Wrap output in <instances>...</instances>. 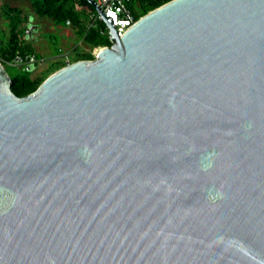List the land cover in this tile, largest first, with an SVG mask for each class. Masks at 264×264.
<instances>
[{"label":"water","instance_id":"water-1","mask_svg":"<svg viewBox=\"0 0 264 264\" xmlns=\"http://www.w3.org/2000/svg\"><path fill=\"white\" fill-rule=\"evenodd\" d=\"M18 98L0 65V264H264V0H171ZM29 69V67H27Z\"/></svg>","mask_w":264,"mask_h":264},{"label":"rangeland","instance_id":"rangeland-1","mask_svg":"<svg viewBox=\"0 0 264 264\" xmlns=\"http://www.w3.org/2000/svg\"><path fill=\"white\" fill-rule=\"evenodd\" d=\"M11 9H16V11ZM94 14L95 10L85 18L87 23L99 30L103 37L108 38V29L104 27L103 23L99 20L93 22L92 15ZM13 26L16 27L19 41L37 57L44 58L45 63L43 66L33 67L31 70H27L26 66L18 67L5 64L4 69L9 74L30 73L33 78L44 76L59 63L67 60L73 62L77 54L86 52L83 50L84 45L79 43V37L76 34H74V38L64 35V29L66 27L74 29L72 26L69 27L62 22L58 23L47 17L38 16L31 7L30 0H0V46H5ZM32 27L34 28L32 29Z\"/></svg>","mask_w":264,"mask_h":264},{"label":"trees","instance_id":"trees-1","mask_svg":"<svg viewBox=\"0 0 264 264\" xmlns=\"http://www.w3.org/2000/svg\"><path fill=\"white\" fill-rule=\"evenodd\" d=\"M171 0H129L127 8L133 14L135 20L145 15L149 11L169 2ZM31 7L34 12L41 17H47L58 23L69 21V25L75 30V34L79 37V41L89 49L99 46H109L108 38L103 37L99 30L94 29L86 21V17L93 11V7L87 0H30ZM16 11V9H11ZM103 23L102 20H99ZM104 27L105 24L103 23ZM32 53V51L24 46L20 41L16 32V27L11 28L8 40L5 46H0V56L7 60L14 52ZM93 55L86 51L82 54H77L74 61L77 60H92ZM65 62L59 63L53 67V70L46 73L44 76L31 77L28 74H9L11 78L10 91L18 98L25 97L33 92L38 85L48 76L49 73L63 67ZM5 66V64H4ZM29 67L31 70L35 65H22ZM18 66V67H22ZM28 70V69H27Z\"/></svg>","mask_w":264,"mask_h":264},{"label":"built area","instance_id":"built-area-1","mask_svg":"<svg viewBox=\"0 0 264 264\" xmlns=\"http://www.w3.org/2000/svg\"><path fill=\"white\" fill-rule=\"evenodd\" d=\"M103 15L115 28L117 37H121L131 25L136 21L133 17L131 11L127 8V2L129 0H93ZM93 22L96 20H102L100 12L95 11V14L92 15ZM66 25H69V21L65 22ZM82 44L81 41H79ZM105 46L94 47L92 49L87 48V51L90 52L93 57ZM45 63V59L42 57H37L34 53H20L14 52L9 56L7 60H4L0 56V65L7 64L10 66H22V65H35L36 67H41ZM69 64L67 60L65 62Z\"/></svg>","mask_w":264,"mask_h":264},{"label":"crops","instance_id":"crops-1","mask_svg":"<svg viewBox=\"0 0 264 264\" xmlns=\"http://www.w3.org/2000/svg\"><path fill=\"white\" fill-rule=\"evenodd\" d=\"M66 25V24H65ZM67 26H69V27H71L70 25H67ZM34 27H32V29H33ZM74 34H75V30L74 29H67V27L64 29V35L66 36V37H73L74 38ZM72 48H74V46L72 45ZM71 48V49H72ZM88 48V47H87ZM87 48L86 47H84L83 46V50H85V51H87ZM29 68H30V66H29Z\"/></svg>","mask_w":264,"mask_h":264},{"label":"clouds","instance_id":"clouds-1","mask_svg":"<svg viewBox=\"0 0 264 264\" xmlns=\"http://www.w3.org/2000/svg\"><path fill=\"white\" fill-rule=\"evenodd\" d=\"M83 45V44H82ZM70 62V61H69ZM74 62V61H73ZM71 63V62H70ZM65 65H66V63H65Z\"/></svg>","mask_w":264,"mask_h":264}]
</instances>
